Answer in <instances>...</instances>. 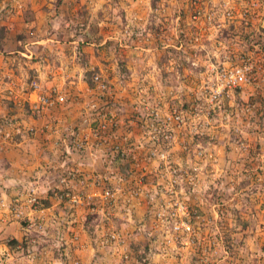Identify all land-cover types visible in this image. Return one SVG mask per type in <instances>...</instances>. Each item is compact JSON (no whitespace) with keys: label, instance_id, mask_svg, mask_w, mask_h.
Listing matches in <instances>:
<instances>
[{"label":"rangeland","instance_id":"1","mask_svg":"<svg viewBox=\"0 0 264 264\" xmlns=\"http://www.w3.org/2000/svg\"><path fill=\"white\" fill-rule=\"evenodd\" d=\"M263 47L264 0H0V264H264V72L212 96Z\"/></svg>","mask_w":264,"mask_h":264},{"label":"built area","instance_id":"2","mask_svg":"<svg viewBox=\"0 0 264 264\" xmlns=\"http://www.w3.org/2000/svg\"><path fill=\"white\" fill-rule=\"evenodd\" d=\"M258 59L255 60V57H249L244 59L241 64L234 66L231 70L221 73L219 78V82L217 83L216 89L213 91V99L219 98L222 94L225 93L228 89H234L238 87H242L244 83L248 82L250 78H256L258 72H264V47L262 51L258 53ZM40 99L44 103L53 104L56 100H63L64 97L62 95H58L54 99H50L46 95L40 96ZM109 191H106L105 196H109ZM72 203L74 204H82L86 197L85 192H70L66 194Z\"/></svg>","mask_w":264,"mask_h":264},{"label":"trees","instance_id":"3","mask_svg":"<svg viewBox=\"0 0 264 264\" xmlns=\"http://www.w3.org/2000/svg\"><path fill=\"white\" fill-rule=\"evenodd\" d=\"M48 204H49V203H48ZM14 242H15L16 244H18V241L15 240Z\"/></svg>","mask_w":264,"mask_h":264}]
</instances>
